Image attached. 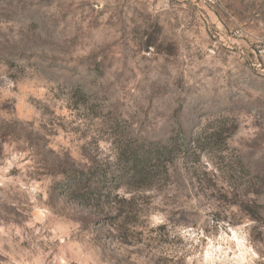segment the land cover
<instances>
[{"label": "rangeland", "instance_id": "obj_1", "mask_svg": "<svg viewBox=\"0 0 264 264\" xmlns=\"http://www.w3.org/2000/svg\"><path fill=\"white\" fill-rule=\"evenodd\" d=\"M0 264H264V0H0Z\"/></svg>", "mask_w": 264, "mask_h": 264}, {"label": "trees", "instance_id": "obj_2", "mask_svg": "<svg viewBox=\"0 0 264 264\" xmlns=\"http://www.w3.org/2000/svg\"><path fill=\"white\" fill-rule=\"evenodd\" d=\"M209 138H212L211 134ZM137 143V142H136ZM175 145L171 140L167 143L150 144L137 143L131 146L119 160L123 165L120 179L143 187L151 185L160 175V171L172 161Z\"/></svg>", "mask_w": 264, "mask_h": 264}]
</instances>
